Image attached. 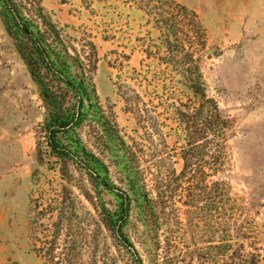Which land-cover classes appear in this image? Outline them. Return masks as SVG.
I'll use <instances>...</instances> for the list:
<instances>
[{
    "label": "rangeland",
    "instance_id": "1",
    "mask_svg": "<svg viewBox=\"0 0 264 264\" xmlns=\"http://www.w3.org/2000/svg\"><path fill=\"white\" fill-rule=\"evenodd\" d=\"M157 1L41 0V6L72 44L79 48L88 39L95 44L96 93L102 107L113 112L125 144L137 142L144 131L126 109L127 102L153 104L150 115L157 123L147 136L152 146L160 144L163 156L171 158L180 171L183 131L176 121V106L192 96L182 87L176 67L164 61L163 33L156 22L158 15L151 11L164 0ZM174 1L194 10L205 30L206 44L200 51L203 78L209 95L232 121L227 181L240 201L244 225L252 230L245 252L258 248L263 256L259 264H264V0ZM167 4L177 20L180 11L169 0ZM43 111L37 86L0 17V264H47L44 238L38 235L42 227L32 220L34 205L40 193L51 194L60 181L55 164L40 165L36 159ZM84 134L88 140V128ZM122 148L120 144L105 150L100 157L109 167L110 182L132 194ZM98 192L100 202L94 198L90 203L80 196V226L93 236L81 241V264H135L128 250L95 224L94 206L103 204L113 211L120 202L113 191L100 188ZM176 200L175 207L184 217V210L189 209L182 205L185 197ZM142 210V200L133 201L124 230L144 264H151L157 252L155 240H163L175 227L169 224L171 220L165 221L158 237H153ZM45 221L50 223V219ZM203 223L194 233L207 229ZM211 235L212 246L225 244L220 232ZM217 250L212 248L215 255ZM157 253L162 255V249ZM228 253L216 255L215 264H226Z\"/></svg>",
    "mask_w": 264,
    "mask_h": 264
},
{
    "label": "trees",
    "instance_id": "2",
    "mask_svg": "<svg viewBox=\"0 0 264 264\" xmlns=\"http://www.w3.org/2000/svg\"><path fill=\"white\" fill-rule=\"evenodd\" d=\"M167 3L164 0L151 8L163 33L164 61L176 67L182 87L192 96L176 106V121L183 131L180 171L171 158L163 156L160 144L152 146L147 136V130L157 123L150 115L153 104L127 102L126 109L144 131L131 145L119 136L113 112L102 107L96 93L93 75L98 60L90 39L79 48L72 44L43 10L41 0H0L5 30L37 86L44 110L37 130L36 159L40 165L55 164L60 181L51 194L40 193L34 205L32 220L42 227L38 235L44 238L47 264H81V241L93 236L80 226V196L90 203L94 198L100 202V188L113 191L120 202L113 211L103 204L94 206L98 212L95 224L128 250L135 264L144 262L124 229L133 201L138 199L153 237H158L165 221L171 220L169 224L175 227L163 240H155L156 251L162 249V255L156 252L151 264H215L216 255L228 251L226 264H259L263 258L258 248L245 252V240L252 230L244 225L240 201L226 176L232 121L209 95L201 69L205 30L194 10L169 0L180 11L176 20ZM85 128L89 129L88 140ZM120 144L132 194L110 182L109 167L100 157ZM176 197H185L182 205L189 209L184 210V217L175 207ZM203 221L207 229L194 233ZM216 232L225 244L212 246L211 234ZM212 248L218 249L216 255Z\"/></svg>",
    "mask_w": 264,
    "mask_h": 264
}]
</instances>
